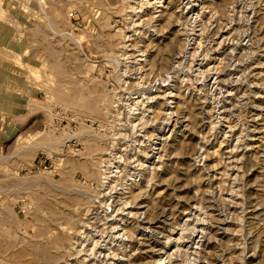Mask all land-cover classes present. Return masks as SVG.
<instances>
[{
	"label": "rangeland",
	"instance_id": "1",
	"mask_svg": "<svg viewBox=\"0 0 264 264\" xmlns=\"http://www.w3.org/2000/svg\"><path fill=\"white\" fill-rule=\"evenodd\" d=\"M70 240L264 264V0H0V264Z\"/></svg>",
	"mask_w": 264,
	"mask_h": 264
},
{
	"label": "bare ground",
	"instance_id": "2",
	"mask_svg": "<svg viewBox=\"0 0 264 264\" xmlns=\"http://www.w3.org/2000/svg\"><path fill=\"white\" fill-rule=\"evenodd\" d=\"M154 2H155V1H154ZM156 2H157V1H156ZM156 2H155V3H156ZM147 3H148V2H147ZM153 4H154V3H153ZM127 6H128V5H127ZM130 6H131V5H130ZM130 6H129V7H130ZM124 8H125V7H124ZM132 8H133V7H132ZM129 9H130V8H129ZM134 9H135V8H134ZM135 14H136V13H135ZM136 15H137V14H136ZM154 15H155V14H154ZM214 15H215V14H214ZM197 17H198V16H197ZM229 22H230V21H229ZM198 28H199V27H198ZM123 32H124V31H121V32H120V36H121V35H122V36H125ZM177 32H178V31H177ZM173 34H175V33H173ZM127 36L129 37L130 35H127ZM173 36H174V35H173ZM123 39H124V38H123ZM127 39H128V38H127ZM127 39H125V40H127ZM174 40H175V39H174ZM184 43H185V42H184ZM223 43H224V42H223ZM119 44H121V43H119ZM119 44H118V45H119ZM122 44H123V43H122ZM172 44H173V43H172ZM123 45H124L123 47H125V44H123ZM173 45H174V44H173ZM119 46H121V45H119ZM118 48H119V47H118ZM120 49H121V48H120ZM124 49H125V48H124ZM139 51H140V50H139ZM140 52H141V51H140ZM143 52H145V51H143ZM122 53H123V51H122ZM124 54H125V53H124ZM126 55H127V54H126ZM192 55H193V54H192ZM190 57H191V56H190ZM139 60H141V59H139ZM144 64H145V63H144ZM172 67H173V66H172ZM188 69H189V68H188ZM139 74H140V73H139ZM143 76H144V75H143ZM156 76H157V75H156ZM159 76H160V75H159ZM181 76H182V75H181ZM155 78H156V77H155ZM155 78H154V79H155ZM157 78H158V77H157ZM182 78H183V77H182ZM186 78H188V77H186ZM141 79H142V78H141ZM182 81H183V80H182ZM164 82H165V81H164ZM160 83H161V82H160ZM149 88H151V87H149ZM173 88H174V87H173ZM157 89H158V88H157ZM132 90H133V89H132ZM168 92H169V91H168ZM226 92H227V91H226ZM169 95H170V94H169ZM133 96H134V95H133ZM153 96H154V95H153ZM159 96H160V95H159ZM155 98H156V97H155ZM139 99H140V98H139ZM156 100H157V99H156ZM138 101H139V100H138ZM141 102H142V101H141ZM155 102H156V101H155ZM134 103H135V102H134ZM138 103H139V102H138ZM156 107H157V106H156ZM154 115H155V114H154ZM215 150H216V149H215ZM103 158H104V157H103ZM104 160H106V159H104ZM140 162H141V161H140ZM100 163H101V162H100ZM106 164H107V163H106ZM105 167H106V166H105ZM98 168H99V167H98ZM107 169H108V167H107ZM100 175H101V178L103 179V184L106 183L105 180H107L108 177H109V175H108V171H107V170H101ZM100 183H101V182H100ZM107 186H108V185H107ZM111 187H112V186H111ZM101 189H102V188H101ZM99 193H100V192H99ZM106 195H107V194H106ZM102 196H104V194H103ZM121 196H122V195H121ZM116 197H117V196H116ZM118 197H119V196H118ZM93 199H94V198H93ZM118 199H119V198H118ZM103 200H104V199H103ZM119 201H120V200H119ZM91 202H92V201H91ZM99 203H100V202H99ZM118 203H119V202H118ZM121 203H122V202H121ZM101 204H102V202H101ZM94 205H95V204H94ZM123 205H124V204H123ZM97 206H99V205H97ZM102 206H103V204H102ZM88 207L91 208L90 206H88ZM88 207H87V208H88ZM95 208H96V207H95ZM119 208H120V207H119ZM93 209H94V208H93ZM90 210H91V209H90ZM85 211H86V210H85ZM95 211H96V210H95ZM95 211H94V212H95ZM98 211H99V210H98ZM118 211H119V210H118ZM89 212H91V211H89ZM94 212H93V213H94ZM85 213H86V212H85ZM85 213H84V214H85ZM87 213H88V212H87ZM96 213H97V212H96ZM103 213H104V212H103ZM84 214H83V215H84ZM100 214H101V213H100ZM186 215H187V214H186ZM84 216H85V215H84ZM84 216H83V217H84ZM91 216H94V215H91ZM91 216H90V217H91ZM96 216H97V215H96ZM128 216H129V215H128ZM131 217H132V216H131ZM76 219H77V218H76ZM83 220H84V219H83ZM88 220H89V219H88ZM134 220H135V219H134ZM134 220H133V221H134ZM84 221H85V220H84ZM97 221H98V220H97ZM111 221H112V220H111ZM76 222H77V221H76ZM85 223H86V222H85ZM85 223L82 224V223L80 222V224H82V225H86ZM89 223H90V222H89ZM102 224H103V223H102ZM126 224H127V223H126ZM186 224H187V223H186ZM78 225H79V224H78ZM78 225H77V226H78ZM87 225H88V224H87ZM87 225H86V226H87ZM114 225H115V223H114ZM184 225H185V224H184ZM79 226H80V225H79ZM182 227H183V226H182ZM74 228H75V227H74ZM74 228H73V229H74ZM78 228H80V227H78ZM78 228H77V229H78ZM84 229H85V226H84ZM81 230H83V228H82V229H81V228L79 229V231H81ZM88 230H89V229H88ZM125 230H126V229H125ZM128 230H129V229H128ZM79 231H78V232H79ZM123 231H124V230H123ZM126 231H127V230H126ZM75 232H76V231H75ZM84 232H85V231H84ZM127 232H128V231H127ZM88 233H89V232H88ZM93 233H94V232H93ZM98 233H99V232H98ZM123 233H124V232H123ZM134 233H135V232H134ZM76 234H77V233H76ZM84 234H85V233H83V235H84ZM91 234H92V232H91ZM95 234H96V233H95ZM85 235H86V234H85ZM89 235H90V233H89ZM108 235H109V234H108ZM114 235H115V234H114ZM120 235H121V233H120ZM125 235H126V234H125ZM129 235H130V234H129ZM180 235H181V234H180ZM193 235H194V234H193ZM81 236H82V235H81ZM86 236H88V235H86ZM183 236H184V235H183ZM75 237H76V236H75ZM83 237H85V236H83ZM89 237H90V236H89ZM89 237H88V238H89ZM115 237H116V236H115ZM119 237H120V236H119ZM91 238H92V237H91ZM120 238H121V237H120ZM70 239L72 240V238H70ZM77 239H78V238H77ZM85 239H86V238H85ZM92 239H93V238H92ZM92 239L89 238L88 241L90 242V240H92ZM71 240H70V242H72L74 239H73L72 241H71ZM79 240H80V239H79ZM82 240H83V239H82ZM118 240H119V239H118ZM121 240H122V239H121ZM68 241H69V240H68ZM80 241H81V240H80ZM80 241H79V242H80ZM98 241H100V240H98ZM98 241H95V242H98ZM123 241H124V240H123ZM81 242H82V241H81ZM95 242H94V244H95ZM100 242H101V241H100ZM92 243H93V242H92ZM112 243H113V242H112ZM68 244H69V243H68ZM68 244H67V246H68ZM70 244H71V245H69L70 247H66V248L68 249V251L72 252L73 255H75V256H74V257H73V256H72V257H69L68 259L66 258L64 262L62 261L63 264H83L84 261H86V259H88V257H89V259H90V257H92V259H93V257H95V259H96V257L99 256V255H100V257H101V256H106V257H107V253H106V254H105V253H102V254H101V253H99V252H96L97 254H96V253H93V252H94V251H93L94 249L92 250V246H91L90 251L88 250V252H87V250H86V253H85V252L83 253L82 251H85V249L81 251V249H83V248H82V247H81V248H78V245H79V244H77L76 241H74V242H72V243H70ZM84 244H85V243H84ZM84 244H83V246H84ZM86 244H87V240H86ZM94 244H93V245H94ZM98 244H99V242H98ZM127 244H128V243H127ZM80 245H81V244H80ZM88 245H89V244H88ZM88 245H87V246H88ZM100 245H101V244H100ZM65 246H66V245H65ZM81 246H82V245H81ZM87 246H86V247H87ZM96 246H97V245H96ZM96 246H95V247H96ZM101 246H102V245H101ZM86 247L84 246V248H86ZM93 247H94V246H93ZM98 247H99V246H98ZM107 248H111V247H107ZM86 249H87V248H86ZM99 249H100V248H99ZM63 250H65V249H63ZM104 250H105V248H104ZM60 251H61V250H60ZM97 251H98V250H97ZM99 251H100V250H99ZM109 251H110V250H109ZM109 251H108V252H109ZM124 251H125V250H124ZM65 252H66V251H65ZM65 252H64V254H65ZM81 252H82V253H81ZM104 252H106V251H104ZM121 252H123V251L121 250ZM109 253H110V252H109ZM111 253H112V251H111ZM114 253H115V252H114ZM48 254H49V253H48ZM52 254H53V253H52ZM115 254H116V253H115ZM118 254H119V253H118ZM123 254H124V252H123ZM68 255H69V254H68ZM70 255H71V254H70ZM76 255H80V257H81V255H82L84 261L81 259L83 262H78V261H77L78 259L75 258V257H78V256H76ZM110 255H111V254H110ZM82 257H81V258H82ZM100 257H99V258H100ZM99 258H98V259H99ZM103 258H104V257H103ZM109 258H110V256H109ZM112 258H113V257H112ZM126 258H127V257H126ZM126 258H125V259H126ZM62 259H63V257H62ZM98 259H96V260H98ZM117 259H118V257H117ZM45 260H46V259H45ZM73 260H74V261H73ZM100 260H101V259H100ZM104 260H105V258H104ZM106 260H107V259H106ZM167 260H168V259H167ZM79 261H80V260H79ZM101 261H103V260H101ZM117 261H118V260H117ZM108 262H109V261H108ZM108 262H107V263H108ZM113 262H114V261H113ZM118 262H119V261H118ZM159 262H160V261H159ZM88 263H91V262H88ZM88 263H87V264H88ZM98 263H99V262H98ZM119 263H120V262H119ZM188 263H189V262H188ZM85 264H86V263H85ZM94 264H95V263H94ZM109 264H110V263H109ZM114 264H115V263H114ZM120 264H121V263H120ZM169 264H170V263H169Z\"/></svg>",
	"mask_w": 264,
	"mask_h": 264
}]
</instances>
